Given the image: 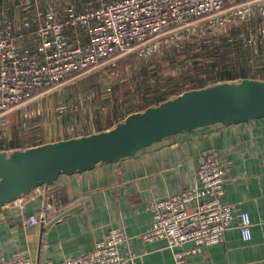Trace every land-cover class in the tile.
I'll return each mask as SVG.
<instances>
[{"label":"crops","instance_id":"crops-1","mask_svg":"<svg viewBox=\"0 0 264 264\" xmlns=\"http://www.w3.org/2000/svg\"><path fill=\"white\" fill-rule=\"evenodd\" d=\"M81 1L0 0V35L13 36L19 54L32 52L34 33L52 18L65 24L63 36L68 46L84 44L89 27L68 24L91 6H79ZM71 106L69 102L59 106L64 111L59 113L58 126L33 127L39 128L36 136H27L33 129L25 131L22 121L17 125L14 116L6 115L0 120V151L11 153L108 131L129 114L156 105L136 111L108 104L99 112H84L78 97V120L60 123ZM209 151L225 165L223 202L232 207L234 218L221 243L203 247L184 264H264V118L177 135L130 158L62 175L54 185L33 190L0 208V255L8 258L19 252L34 264L60 263L66 257L92 251L109 229L118 227L127 237L119 247L123 264H176L165 240L146 243L142 235L152 226L154 203L193 187L198 159ZM47 202L51 209H45ZM68 210L72 211L59 218ZM43 212L45 223L24 225L29 216ZM242 213L251 221L248 242L239 230ZM191 246L187 243L182 249Z\"/></svg>","mask_w":264,"mask_h":264},{"label":"built area","instance_id":"built-area-1","mask_svg":"<svg viewBox=\"0 0 264 264\" xmlns=\"http://www.w3.org/2000/svg\"><path fill=\"white\" fill-rule=\"evenodd\" d=\"M225 0H114L88 9L68 21L71 26L89 27L88 41L68 46L63 23L50 18L35 34L32 52L19 54L15 38L0 35V116L21 105L40 91L102 66L117 54L146 43L188 21L211 17L224 7ZM94 23L91 27L90 25ZM193 187L158 200L153 206L152 226L142 240L152 243L165 240L176 264L198 255L203 247L219 244L232 224V207L223 202L226 169L217 154L200 155ZM50 203L45 209H51ZM47 220L45 212L31 215L24 225L35 226ZM243 241L251 240V221L240 216ZM127 241L121 228H112L95 243L92 251L64 258L60 263L42 264H123L119 247ZM191 243V248L182 247ZM0 264H34L19 252Z\"/></svg>","mask_w":264,"mask_h":264},{"label":"rangeland","instance_id":"rangeland-1","mask_svg":"<svg viewBox=\"0 0 264 264\" xmlns=\"http://www.w3.org/2000/svg\"><path fill=\"white\" fill-rule=\"evenodd\" d=\"M235 29L240 33V37L237 38L240 42H234V45L228 41L229 50L226 51V57L228 63L233 64L229 67H235L238 57L240 60L246 59L249 76L254 73L261 74L259 78L263 80L264 0H226L223 9L216 15L188 21L146 43L135 45L125 53L114 55L99 68L71 77L55 88L38 93L22 105L1 115L0 120L6 115H12L17 125L22 121L24 127H27L25 131L33 129L27 136H36L39 134L37 130L39 128L34 129L35 127L58 126L59 113L64 111L59 108L67 102L72 104L73 108L68 109L60 123H65V120L74 122L78 117V97L81 98L84 112L88 109L99 112V109L108 104L122 106L126 110L144 109L148 104H153L158 97L174 98L187 92L177 84L176 93H171V84L174 82L170 79L177 75L176 72H182L184 67L183 45L186 43L193 45L205 37L210 40L213 49L223 53V49H226L222 46L225 44L224 38ZM236 45L244 48V54L243 50L240 52L236 50ZM223 68L217 66L218 71ZM151 70H156L160 74L152 75ZM222 82L224 81L216 78L207 84L213 86ZM147 90L149 93L142 99V93ZM74 107H77L75 108L77 110ZM32 124L35 125L31 126Z\"/></svg>","mask_w":264,"mask_h":264},{"label":"water","instance_id":"water-1","mask_svg":"<svg viewBox=\"0 0 264 264\" xmlns=\"http://www.w3.org/2000/svg\"><path fill=\"white\" fill-rule=\"evenodd\" d=\"M263 118L264 81L247 78L184 92L129 114L108 131L11 153L0 151V208L54 185L62 175L119 162L168 138Z\"/></svg>","mask_w":264,"mask_h":264},{"label":"trees","instance_id":"trees-1","mask_svg":"<svg viewBox=\"0 0 264 264\" xmlns=\"http://www.w3.org/2000/svg\"><path fill=\"white\" fill-rule=\"evenodd\" d=\"M112 1L114 0H82L81 3H79V6L89 4L91 5L89 9H92V8L100 7L101 5L107 4ZM238 37H240V33L235 29L234 31H232L231 34H228L224 38L225 44L222 46L225 47L226 49H223L224 50L223 53L213 49L210 46L211 43L210 40L205 39V37H202L200 42H197L193 45L189 43L183 45L182 48L184 52L183 55H185V59L183 61L184 67H182L183 69L182 72L181 71L176 72L177 75L175 76L177 77L175 76L171 77L170 80L174 82V84H171V89H172L171 93L172 94H174V92L176 93L175 87L177 84L180 85L182 89L186 91H190L193 89H201L208 87L209 85L207 83L209 82L212 83L216 78L224 82L225 81L236 82L247 78L262 80L259 78L262 76L261 74L256 75V73H254V75L252 74L249 76L250 72L248 71V67H247L248 60L246 59L240 60L239 59L240 57H238L236 58L235 61L236 62L235 67H229L232 66L233 64H229L228 63L229 60L226 57V51L229 50L228 41L234 44V42L239 41L237 39ZM236 50L238 52L243 50L242 53L244 54V48L242 49L241 47L237 46ZM189 61H191V63H187ZM243 62L245 63L243 64ZM218 65L224 68L221 71H218L217 70ZM226 66H228V68H226ZM151 71H153L152 75L160 74L156 70H151ZM180 77L182 78V80H180L181 79ZM147 93H149L148 90L145 93H142L141 98L144 99ZM166 100L168 99L158 97V99H155V101L153 102V105H158ZM134 109H138V111H140L139 108H134Z\"/></svg>","mask_w":264,"mask_h":264}]
</instances>
